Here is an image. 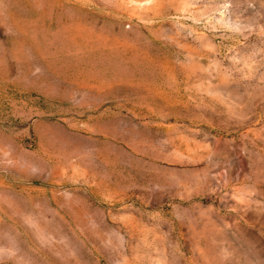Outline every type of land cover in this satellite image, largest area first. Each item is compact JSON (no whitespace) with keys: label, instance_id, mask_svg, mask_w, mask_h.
Listing matches in <instances>:
<instances>
[{"label":"rangeland","instance_id":"374dc122","mask_svg":"<svg viewBox=\"0 0 264 264\" xmlns=\"http://www.w3.org/2000/svg\"><path fill=\"white\" fill-rule=\"evenodd\" d=\"M0 264H264V0H0Z\"/></svg>","mask_w":264,"mask_h":264}]
</instances>
